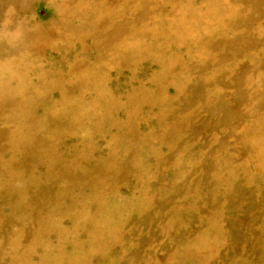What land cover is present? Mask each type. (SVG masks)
I'll list each match as a JSON object with an SVG mask.
<instances>
[{
  "label": "rangeland",
  "instance_id": "374dc122",
  "mask_svg": "<svg viewBox=\"0 0 264 264\" xmlns=\"http://www.w3.org/2000/svg\"><path fill=\"white\" fill-rule=\"evenodd\" d=\"M0 264H264V0H0Z\"/></svg>",
  "mask_w": 264,
  "mask_h": 264
}]
</instances>
